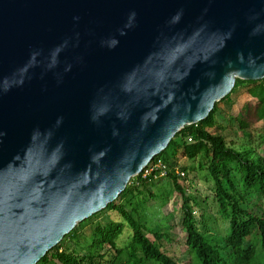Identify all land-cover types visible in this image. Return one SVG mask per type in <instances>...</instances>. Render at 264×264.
Here are the masks:
<instances>
[{
	"label": "water",
	"instance_id": "water-1",
	"mask_svg": "<svg viewBox=\"0 0 264 264\" xmlns=\"http://www.w3.org/2000/svg\"><path fill=\"white\" fill-rule=\"evenodd\" d=\"M236 78H264V0H0V264H36Z\"/></svg>",
	"mask_w": 264,
	"mask_h": 264
},
{
	"label": "trees",
	"instance_id": "trees-1",
	"mask_svg": "<svg viewBox=\"0 0 264 264\" xmlns=\"http://www.w3.org/2000/svg\"><path fill=\"white\" fill-rule=\"evenodd\" d=\"M243 84L247 85L246 92L255 101H244L234 117L242 138L249 141L236 145L218 133L217 116L221 113L220 103L229 102L230 95ZM251 128H258L256 132L260 133L264 143V78H236L232 90L215 103L206 118L184 126L148 163L149 166L160 160L167 168L180 149L186 159L197 162L199 170L205 171V180L212 183L217 213L228 222L222 245L212 242L200 229V221L193 210V205L199 206L200 202L187 195L179 174L174 171L175 165L171 171L166 170V176L182 200L181 224L186 232L185 244L192 264H264V154L259 151V146L252 144ZM144 169L129 180L115 200L79 222L36 264H100L106 253H100L99 249L105 245L114 255L109 264H181L160 245L165 233L154 231L142 220L148 201L159 200L164 204L168 200L167 194L157 188L158 179L154 176L159 170L143 177ZM205 202L202 200L203 204ZM103 213L105 217L95 221L89 234L78 231L79 226L92 222ZM125 228L130 230L128 241L120 246L118 240ZM254 229L261 252L252 244Z\"/></svg>",
	"mask_w": 264,
	"mask_h": 264
},
{
	"label": "rangeland",
	"instance_id": "rangeland-1",
	"mask_svg": "<svg viewBox=\"0 0 264 264\" xmlns=\"http://www.w3.org/2000/svg\"><path fill=\"white\" fill-rule=\"evenodd\" d=\"M246 86L247 85L243 84L239 89L235 90L230 95L229 102L220 103L219 108L221 113L217 116V125H219L218 133L224 135L227 141L235 142L236 145L249 142L245 138H242V132L237 128L234 121V117L241 109L244 101H255V99L246 92ZM259 127L258 124V128ZM258 128H251L249 131L252 132L253 136L252 144L255 147L259 146V151L264 154V143L261 142L260 133L256 132ZM177 140H179V138H177ZM172 158L173 159L170 161L173 162H171L169 166L167 165L166 170L171 171L172 165H175L173 166L175 170H173L179 174L180 181L186 187L187 195L194 197L195 200L200 202L199 206L193 205L194 215L200 221V229L205 232V235L210 238L212 242L222 245L223 236L227 233L228 222L222 219L217 213V203L213 199L212 183L205 180V171L199 170L197 162L186 159L181 154L180 149L176 151ZM166 170L165 172H158L159 174L154 177L158 179L157 188L163 190L162 192L167 194L168 200L164 204L159 200L148 201V209L143 211L141 217L148 227L152 228L154 231L165 233L166 237L159 241V243L169 256L175 257L181 264H192L193 260L185 244L186 232L181 224L183 214L180 206L182 200L178 193L174 191L171 181L166 176ZM204 199L206 202L203 204L202 200ZM104 213L101 214L99 218L91 220L92 222L89 221L79 226L78 231L89 234L95 225V221H102L105 217ZM125 230L122 237L118 240L120 246L128 241L130 230L128 228H125ZM255 232H257L256 229L253 230L251 237L252 244L261 252L258 234ZM147 234L149 233L147 232ZM247 242L246 240L245 243ZM227 250L228 249L223 253H226ZM99 252L106 253L105 257L100 260V264H109L113 259V251L108 250L107 245H105L103 249H99Z\"/></svg>",
	"mask_w": 264,
	"mask_h": 264
},
{
	"label": "built area",
	"instance_id": "built-area-1",
	"mask_svg": "<svg viewBox=\"0 0 264 264\" xmlns=\"http://www.w3.org/2000/svg\"><path fill=\"white\" fill-rule=\"evenodd\" d=\"M156 170H159L158 172H165L166 165L163 164L162 161H160V160H158L155 164H150L149 166L147 164L146 168L144 169V171L142 173V176L144 177V176H146V175H148V174H150V173H152L153 171H156ZM157 174H159V173H156V175Z\"/></svg>",
	"mask_w": 264,
	"mask_h": 264
}]
</instances>
